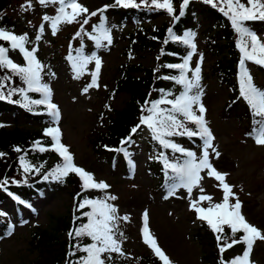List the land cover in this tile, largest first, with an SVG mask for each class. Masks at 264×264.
<instances>
[{"label": "rangeland", "instance_id": "374dc122", "mask_svg": "<svg viewBox=\"0 0 264 264\" xmlns=\"http://www.w3.org/2000/svg\"><path fill=\"white\" fill-rule=\"evenodd\" d=\"M178 0H173L175 10L179 7ZM9 5V16L17 23L15 33L22 35L28 33L31 37L37 34V27L43 26L44 45H41L40 55L54 56L56 74L51 82V103L59 109V122L50 128H59L61 143L66 145L78 167L91 173L96 182L107 183L110 187L105 192L107 195L117 197L109 203L118 208L120 217H128L126 223L127 241L123 244L125 261L118 264H137L138 256L149 255L152 249L144 243V213H148V227L156 238L158 245L170 258L172 264H207L203 261L196 233L200 230L202 221L198 214L192 210L191 202L198 200L199 196L212 197V203L222 202L223 192L219 182L214 177H209L207 171L202 172L204 177L200 181V187L194 188L191 195L185 188H177L174 193L161 191L156 182L148 175L146 165L151 154L144 149L139 136L133 143L136 149L131 157L134 168L130 175L123 172L111 173V168L96 156L92 146L93 137L99 132L105 133L107 124L99 118L106 110L110 90L113 89L122 76V68L139 67L132 70L133 77L143 75L147 69L156 67L159 61L157 48H143L138 43V37L154 33L155 29L166 28L171 23V17L164 10H152L150 19L136 22L129 18L123 30L112 31L111 43L102 51L93 56L101 60V69L98 76L99 87H90L87 92L84 89L91 84L92 74L95 72V61L91 60L84 68L83 73L77 78L75 71H71L65 63L64 55L70 43H80L78 36L92 31L93 19L87 24L83 21L89 17L82 14L78 22L61 23L55 34L48 22L43 21L44 15L51 17L55 12L52 8L39 7L36 1L31 0V7L25 9L28 0H12ZM113 0H79V3L89 9V13L100 10ZM47 7V8H46ZM70 11V10H69ZM81 27V28H80ZM248 27V26H247ZM82 31L77 37L78 29ZM257 32L261 40H264V23L257 22L249 27ZM147 30V31H145ZM193 43L196 45L192 53L189 67H200L201 74L206 78L202 101L207 109L205 119L208 127L214 134V147L220 153L219 158L209 149L210 162L221 173L227 174V183L233 187V192L242 202V214L246 220L264 232V146L255 143L253 136L247 131L245 121L236 118H223L225 105L230 96V87L221 84L218 77L212 74L216 61L220 60L225 52H221L225 33L209 30L205 26L197 30ZM84 38V39H85ZM90 41V40H89ZM73 44V45H74ZM220 44V45H219ZM140 46V47H139ZM220 46V47H219ZM192 51V50H191ZM190 51V52H191ZM19 64V58L15 54L9 56ZM202 58V59H201ZM122 67V68H121ZM251 77L256 73L255 64L245 61ZM190 73V72H188ZM192 78H193V72ZM259 77L257 83L262 85ZM263 86V85H262ZM129 103V96L123 92L116 94L112 99V109L117 112ZM110 111L108 114H111ZM0 123L9 131L14 129L36 130L40 125H34L23 118L6 113L0 117ZM202 150L195 151L199 157ZM187 159V157H186ZM203 188V192L200 191ZM72 189L63 185L58 191H46L32 201L27 207H22L18 212L12 206L13 203L0 205L2 220L10 225L8 233L0 231V264H29L37 259V252L31 249L33 232L44 230L54 224V218L68 215L73 210L74 200ZM90 193V192H89ZM171 193V194H170ZM235 201L233 200L232 203ZM200 206L207 208L208 201H203ZM67 233L61 236L65 239ZM252 264H264V241L257 240L251 253Z\"/></svg>", "mask_w": 264, "mask_h": 264}, {"label": "trees", "instance_id": "16d2710c", "mask_svg": "<svg viewBox=\"0 0 264 264\" xmlns=\"http://www.w3.org/2000/svg\"><path fill=\"white\" fill-rule=\"evenodd\" d=\"M12 0H0V28L15 32L17 29V23L11 19L8 13L10 10L9 5L12 4ZM35 5H41L38 0ZM112 1V0H111ZM141 0H137L140 3ZM113 2L107 4L110 6L105 12L98 13L93 16V28L91 32H88L89 36L96 35L95 27L101 23L107 29L122 30V26L129 20V18L138 22L141 20H148L150 18V7L141 6L140 8H123V7H111ZM180 6L183 4V0H179ZM57 5V4H56ZM55 5H48L50 8H54ZM45 7V6H44ZM43 8V7H42ZM47 8V7H46ZM152 11V10H151ZM183 12L181 17H178L177 22L172 24V36L164 28L156 30L154 33L145 35V32L138 37V43L143 48L150 47L157 50L155 47L160 44L158 55L159 61L156 67L147 69L143 72L142 76L133 77L130 73L132 70H139V67H124L122 68V76L118 80V83L109 92L112 97L107 102L106 110L110 111L112 104V98H115L116 94L123 92L129 96V103L126 104L120 111H113L112 115H102L100 119L103 124H107V130L104 133L99 132L96 137H93L92 146L97 157L102 158L106 164L111 165L113 168L111 173L114 175L118 172L128 173V166L124 163L120 156H114L107 152L104 147H118L120 140L124 138L134 139L142 135V132L149 133L144 139L147 138V148L153 147L160 148L170 162L175 163L179 160L180 154L172 152L171 149L163 148L159 142L153 139L152 132L146 125L142 124V118L148 116L150 112L148 109L151 107V102L163 98L173 99L175 96H179L183 92V86L176 83L171 77H178L180 71L178 69L166 67V65L181 64L186 56L189 46L182 43V40H176L173 37H184L185 33L191 32L196 37L197 30L205 26L206 29L214 30L217 32L225 33L223 39L224 43L221 45V52H225L224 56L216 61L215 69L212 70V74L218 77V81L221 84H225L230 87V96L227 104L222 110L223 118H236L239 121H245V126L248 128V133H251L256 126L255 121L259 119L254 115L253 110L249 106L246 100L243 99L240 93V61L243 58V53L240 51L241 36L233 28L231 21L225 16L219 8H214L209 4H206L204 0H190L186 8H182ZM100 16V17H99ZM262 22V21H261ZM254 21L247 22V25L253 24ZM169 30V29H168ZM147 31V30H145ZM79 33V32H77ZM25 35V34H24ZM44 32L38 34L39 39L35 38V42L43 43ZM28 36V35H27ZM77 37V34L76 36ZM194 38V37H193ZM83 41V40H81ZM167 41V43H165ZM85 42V41H84ZM86 49L84 45H73L70 43V52L73 57L82 54L87 56L94 52L98 47L95 45L94 40ZM33 41L28 37L26 45L33 46ZM220 45V44H219ZM0 46L8 47L9 52L13 51L21 55L20 65H25L26 61L23 55L17 50H11L10 44L6 41H0ZM139 46V47H140ZM220 47V46H219ZM37 51L35 52L36 58L44 66L41 71V84H49L56 74L54 63V54L51 56L37 57L39 49L35 46ZM89 52H88V51ZM254 63V62H253ZM256 64V63H255ZM256 73L252 77L253 84L260 90H264V66L256 64ZM4 77H10V80H3ZM169 77V79H164ZM261 78L257 83V79ZM192 78V77H191ZM204 75H200V85L204 90ZM0 81L7 85L3 89L5 95L11 89H19L21 87L27 88V85L21 80L19 76L14 75L8 69L0 68ZM171 93L172 95H165ZM27 95L33 100H39L42 96L39 92H28ZM9 100H0V116L8 113L14 116H19L25 121L34 125H40L36 130H20L14 129L9 131L4 124L0 123V153H4L0 156V181L7 179L9 183L5 189H0V204L6 202H12L14 207L19 210L22 205L32 202L37 196L42 195L45 190L58 191L63 185H68L74 192H72L73 210L68 215L63 217L54 218V224L50 225L47 229L37 230L33 232L31 241V249L37 252V259L29 264H75L80 256L85 253L77 251L74 245L79 244L80 247H84L90 244L92 241L88 237L75 238L70 237L69 233L73 232L76 227L87 222V217L83 216V212L90 211L89 208L78 210V205L83 199H103L102 193L87 194L86 190L82 188L81 180L74 177V175H68L63 178V182L56 181L53 178L44 180L43 177L48 172L52 171L57 164H62V158L58 157L54 150H52L51 138L45 135V125H47L46 119L53 117L46 112L41 105H31V110L25 108L23 95L19 92L14 93ZM161 107H169L167 105H161ZM189 127L195 128L194 125ZM133 129H136L133 132ZM166 139L172 140L174 143H181L189 145L191 148H199L202 146L203 141L199 137L189 138L185 136L166 137ZM37 142L41 147L46 148V151H40L37 147ZM19 148L21 151L17 152L15 149ZM104 148V149H103ZM151 150H148V152ZM21 157L24 161L33 166V169L29 173L23 171L21 165ZM153 156V158L147 162V171L151 179L156 182L157 188L167 190L177 180L173 179L174 173L165 168L163 164V158ZM16 181V183H13ZM11 193L12 195H9ZM15 197V198H14ZM23 201L24 203H20ZM1 217V216H0ZM79 217V219H77ZM128 220L119 221V232L123 233L122 237H119L122 248L123 244L127 241L126 238V223ZM9 225L4 223L0 218V231L7 232ZM67 233L65 239L61 236ZM224 233L226 236L230 234V229L225 226ZM242 233H237L234 239H239ZM217 233H214L208 225L201 226L200 230L196 233V240L199 242L202 253L203 261L207 264H221V259L230 260L235 256L241 255L244 251V244H236L234 247L226 250L221 256L219 251L218 241L216 239ZM75 251L74 256H70L69 253ZM107 255V254H106ZM125 254L123 256L119 254H112V259L107 261L106 264H118L125 261ZM157 257L154 255H141L138 256L137 264H161Z\"/></svg>", "mask_w": 264, "mask_h": 264}, {"label": "snow or ice", "instance_id": "6c2138e0", "mask_svg": "<svg viewBox=\"0 0 264 264\" xmlns=\"http://www.w3.org/2000/svg\"><path fill=\"white\" fill-rule=\"evenodd\" d=\"M38 2L43 6L50 4L59 5L56 16L49 17L45 15L43 17L44 21L51 23L53 34L58 30L59 24L78 22V17L82 14L90 16L98 15L96 11L89 13V9L80 4L79 0H38ZM189 2L190 0H183L182 8H186ZM204 2L214 8H219V11L229 18L233 28L241 36L240 51L243 53V58L240 61V93L253 110L254 115L259 118L255 121L256 127L250 135L253 136L256 144L264 146V90L258 89L253 84L252 77L245 67V61H252L264 66V40H261L257 32L252 31L246 26L247 22L250 21L264 22V0H204ZM142 5L150 7V10H164L170 16H173V18H176L173 0H141L140 3H137V0H114V4L111 7L140 8ZM31 6V0H28V3L24 7L27 9ZM108 7L110 6L101 8L99 13L102 14ZM180 14L182 15L183 12L181 11ZM83 23L87 24L88 20L85 19ZM40 31H44L43 26H41ZM95 32L96 35L90 36V38L96 41L98 47L103 46V41L111 43L110 32L103 23L95 27ZM168 32L172 36L171 28H169ZM193 37L194 34L191 32L185 33L183 38L179 36L173 37L176 40H182V43L188 45L192 51L183 63L166 65V67L180 71L178 77H171V79L183 86V92L173 99L162 97L159 100L151 102V107L148 109L150 114L142 118V124L151 130L153 139L157 140L163 148L171 149L172 152L180 153L187 157L183 163H172L166 156L162 157L165 168L174 173L173 179L178 181V183L172 185L171 193H174L177 188L182 187L191 195L194 188L200 187V181L204 178L201 173L205 171H207L209 177H214L219 182V186L223 192L222 202L212 203L211 196L201 195L198 200H193L190 206L198 214L197 218L205 221L211 230L217 233L216 239L221 256H223L226 250L234 247L236 244L245 245L241 255L235 256L231 260L221 259V264H252L251 253L254 244L257 240L264 241V232L246 220L241 211L242 202L233 192V187L227 183V174L219 172L210 162L209 149L215 153L217 159L220 153L214 147L213 141L215 137L205 119L207 109L202 101L203 90L200 85L201 69L200 67H196L193 71V69L189 68V61L196 49ZM0 41L8 42L11 50H19L26 61L25 65L15 63L8 55L10 49L0 46V68L8 69L14 75L19 76L27 85L26 89L23 87L19 89L13 88L5 95L3 89L7 85L0 81V100L7 99L9 102H12L10 97L14 93L19 92L23 95L25 101L23 106L25 108L31 110V105H45L49 110L48 114L58 119L59 109L50 100L51 89L47 84H41L40 82L41 71L44 66L35 56L37 49L28 50L25 47L28 42V36L26 34L17 35L14 32L0 28ZM69 59L72 62V68L77 78L83 73L86 65L91 60H94L95 72L92 74L91 84L84 89V92H87L90 87H99L98 76L102 63L99 57H86L80 54L76 57L70 56ZM188 72H193V78H189L186 74ZM10 79V77L3 78V80ZM164 79H169V77H164ZM28 92H42L43 99L33 100L27 95ZM165 95L172 94L167 93ZM161 105L169 107H161ZM189 125H194L195 128L193 129ZM135 131L136 129H133V132ZM45 135L52 138L54 142L52 150L56 151L63 158V164H57L52 171L44 175V180H48L51 177L56 181L63 182V178L67 177L70 173H75L82 180V188L84 190H107L110 187L107 183L96 182L91 173L75 165L74 158L69 152L68 147L61 143L59 128H48ZM185 135L189 138L199 137L203 141V151L199 157L195 152L186 150L172 140L166 139V137ZM37 147L40 151L47 150L41 147L39 142H37ZM15 150L17 152L21 151L19 148ZM3 155L4 153H0V156ZM21 165L25 173H29L30 170L39 171L38 169H33L31 164L26 163L23 157H21ZM8 183L7 179L0 181V189H5ZM13 183H16V181H13ZM200 191L203 192V188H200ZM9 195L12 194L9 193ZM116 199L117 197L114 195H107L104 199L85 198L79 203L78 210L86 207L90 209V211L83 212V216L87 217V222L76 227L73 232L69 233V236L75 238L88 237L92 242L84 247H80L79 244L74 245L77 251L85 253V255L77 259L75 264H106L107 261L112 259V254L124 255L119 239V237L123 236V233L119 232V221L127 220L128 217H120L118 215V208L108 202L115 201ZM233 200L235 201L234 203H232ZM203 201L209 202L207 208L200 206ZM20 203L24 202L20 201ZM0 215L4 214L0 213ZM225 226L230 229L228 236L224 233ZM237 233H243V235L239 239H234ZM143 238L144 243L152 249L163 264H172L170 258L160 248L156 238L151 234L148 227L147 212L144 213ZM75 254V251L69 253L70 256H74Z\"/></svg>", "mask_w": 264, "mask_h": 264}]
</instances>
